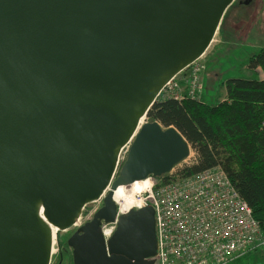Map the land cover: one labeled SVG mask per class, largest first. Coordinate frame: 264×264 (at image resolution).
I'll use <instances>...</instances> for the list:
<instances>
[{"label":"water","instance_id":"95a60500","mask_svg":"<svg viewBox=\"0 0 264 264\" xmlns=\"http://www.w3.org/2000/svg\"><path fill=\"white\" fill-rule=\"evenodd\" d=\"M236 1L0 0V264H51L53 231L105 194L67 241L73 264H157L154 208L117 218L113 192L192 157L177 129L141 122Z\"/></svg>","mask_w":264,"mask_h":264},{"label":"built area","instance_id":"2783aa9c","mask_svg":"<svg viewBox=\"0 0 264 264\" xmlns=\"http://www.w3.org/2000/svg\"><path fill=\"white\" fill-rule=\"evenodd\" d=\"M188 70H191L190 92L183 95L176 78L169 83L162 98L200 100L199 66L196 63ZM128 151L129 146L122 151L120 166ZM193 161L194 157H191L186 164ZM176 169L166 183L161 178L149 177L137 182L140 186L135 189L127 186L113 192L117 218L130 211L149 206L154 208L159 264H228L256 249L264 250V235L259 224L221 169L187 178H181ZM105 196L93 204L97 207L92 217L102 208ZM82 225L81 218L73 228ZM101 230L108 241L115 233L116 222L103 224ZM62 234L53 231L52 259L53 255L62 254L61 247H58Z\"/></svg>","mask_w":264,"mask_h":264},{"label":"trees","instance_id":"16d2710c","mask_svg":"<svg viewBox=\"0 0 264 264\" xmlns=\"http://www.w3.org/2000/svg\"><path fill=\"white\" fill-rule=\"evenodd\" d=\"M250 67L264 75V48L250 59ZM224 87L226 97L216 107L201 100L161 97L147 121L165 129L174 127L191 146L194 161L180 168L181 178L221 169L264 235V77L231 79ZM161 180L166 183L169 176Z\"/></svg>","mask_w":264,"mask_h":264},{"label":"rangeland","instance_id":"374dc122","mask_svg":"<svg viewBox=\"0 0 264 264\" xmlns=\"http://www.w3.org/2000/svg\"><path fill=\"white\" fill-rule=\"evenodd\" d=\"M223 21L222 29L221 31L219 29L214 43L197 62L201 86L200 100L213 107L224 101L226 81L231 79L260 81L264 77L260 69L250 67V59L264 48V0H254L248 6L235 3L228 9ZM190 71H185L177 78L178 88L185 96L190 92ZM178 168L175 170L177 173L181 167ZM95 208L93 205L86 208L82 217L83 224L92 219ZM76 229L68 230L58 239V247H61L62 252L65 250V255H53V264H73L72 252L67 246V241ZM254 251L228 264H264V250Z\"/></svg>","mask_w":264,"mask_h":264},{"label":"flooded vegetation","instance_id":"af4514ba","mask_svg":"<svg viewBox=\"0 0 264 264\" xmlns=\"http://www.w3.org/2000/svg\"><path fill=\"white\" fill-rule=\"evenodd\" d=\"M246 1H249V4L248 5H251L253 2H254V0H237L235 3H238V5H245V2ZM248 5H245V6H248ZM94 206V205H93ZM95 207H97L96 205H95ZM78 229V228H77ZM76 229V230H77ZM75 230V231H76ZM72 252V251H71ZM67 253V252H66ZM65 255V250L63 249V252H62V254L61 255ZM51 264H53V263H51ZM57 264H59V263H57Z\"/></svg>","mask_w":264,"mask_h":264},{"label":"bare ground","instance_id":"6f19581e","mask_svg":"<svg viewBox=\"0 0 264 264\" xmlns=\"http://www.w3.org/2000/svg\"><path fill=\"white\" fill-rule=\"evenodd\" d=\"M148 122V121H147ZM138 186H140V184L139 183H137V184H134V185H132V186H130L129 188L130 189H135L136 187H138Z\"/></svg>","mask_w":264,"mask_h":264}]
</instances>
